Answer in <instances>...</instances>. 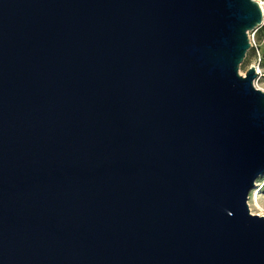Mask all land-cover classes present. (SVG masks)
<instances>
[{"label": "water", "instance_id": "obj_1", "mask_svg": "<svg viewBox=\"0 0 264 264\" xmlns=\"http://www.w3.org/2000/svg\"><path fill=\"white\" fill-rule=\"evenodd\" d=\"M255 0H0V264H264Z\"/></svg>", "mask_w": 264, "mask_h": 264}, {"label": "rangeland", "instance_id": "obj_2", "mask_svg": "<svg viewBox=\"0 0 264 264\" xmlns=\"http://www.w3.org/2000/svg\"><path fill=\"white\" fill-rule=\"evenodd\" d=\"M250 35V32L248 33ZM257 39L259 41L260 44V51L262 52V55H264V41H262L261 38V33L257 34ZM256 59H258L255 55V52L253 49L247 50L246 55L243 59V61L241 62L240 66H239V74L240 75H244L246 74L245 72L247 71V69L253 64V63H257ZM259 70L260 73L259 75H257V77L254 79L253 83L254 85L261 89L262 91H264V59H261L260 63H259ZM262 181H264V178L259 179V181H257V183H261ZM257 185V184H256ZM257 189V187L254 189V191ZM258 201L261 204H264V187H262L259 191L258 194ZM248 208L250 210V212L252 214H257V215H264V212H261L259 210H257V208H255V206L253 205V202H250V196L248 199ZM261 212V213H260ZM260 213V214H259Z\"/></svg>", "mask_w": 264, "mask_h": 264}, {"label": "built area", "instance_id": "obj_3", "mask_svg": "<svg viewBox=\"0 0 264 264\" xmlns=\"http://www.w3.org/2000/svg\"><path fill=\"white\" fill-rule=\"evenodd\" d=\"M255 1L259 4V6L261 8V11H264V0H255ZM258 33H261L262 41H264V12H262L261 24L257 28H255L253 31H251L250 35L248 34L249 43H250V49L254 50L255 55L258 58V59H256L257 63L256 64L253 63L252 65L255 68V72L259 75V73H260L259 63H260L261 59H264V55H262V52L260 51V44H259V41L257 39V34Z\"/></svg>", "mask_w": 264, "mask_h": 264}, {"label": "bare ground", "instance_id": "obj_4", "mask_svg": "<svg viewBox=\"0 0 264 264\" xmlns=\"http://www.w3.org/2000/svg\"><path fill=\"white\" fill-rule=\"evenodd\" d=\"M258 70V69H257ZM257 187V189L254 191V189ZM264 187V181H262L261 183L257 184L255 186V188L251 191L250 193V202L252 201L253 202V205L255 206V208H257V210L261 211V212H264V204H261L259 201H258V194H259V191L260 189ZM260 212V213H261ZM259 213V214H260Z\"/></svg>", "mask_w": 264, "mask_h": 264}]
</instances>
